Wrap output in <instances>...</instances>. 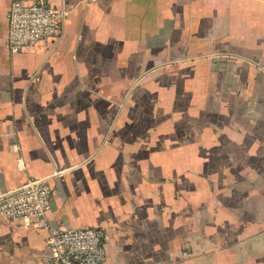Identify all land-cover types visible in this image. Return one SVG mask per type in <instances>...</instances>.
Wrapping results in <instances>:
<instances>
[{
    "label": "crops",
    "instance_id": "0c3cea01",
    "mask_svg": "<svg viewBox=\"0 0 264 264\" xmlns=\"http://www.w3.org/2000/svg\"><path fill=\"white\" fill-rule=\"evenodd\" d=\"M50 1L62 41L12 53L0 0V198L46 181L104 264H264V0ZM47 235L0 213V264Z\"/></svg>",
    "mask_w": 264,
    "mask_h": 264
},
{
    "label": "built area",
    "instance_id": "2783aa9c",
    "mask_svg": "<svg viewBox=\"0 0 264 264\" xmlns=\"http://www.w3.org/2000/svg\"><path fill=\"white\" fill-rule=\"evenodd\" d=\"M8 46L12 53L39 45L46 40L62 41L66 11L57 10L50 0H12L8 10ZM53 189L44 180L26 185L0 198V213L7 219L45 230L49 264H104L108 259L103 228L65 229L51 224Z\"/></svg>",
    "mask_w": 264,
    "mask_h": 264
}]
</instances>
